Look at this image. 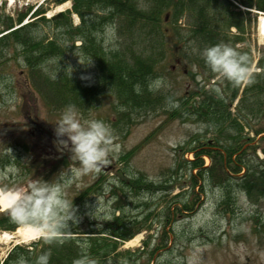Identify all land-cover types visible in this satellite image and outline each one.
Listing matches in <instances>:
<instances>
[{"label": "rangeland", "instance_id": "374dc122", "mask_svg": "<svg viewBox=\"0 0 264 264\" xmlns=\"http://www.w3.org/2000/svg\"><path fill=\"white\" fill-rule=\"evenodd\" d=\"M71 1L0 0V32L5 30L7 22L15 25L17 16L25 14L23 23L36 22L33 30L30 29L34 39H45L44 34L55 33L45 19L67 9L72 10ZM76 15H72L73 24L80 21ZM261 17L264 15L254 10L244 14V30L240 35L244 40L234 45L240 51L249 49L253 64L264 48V32L258 28ZM112 28L110 21L103 22L99 35L103 47H115L118 42L115 34L114 39L110 38V33H114ZM167 32L166 58L158 60L160 48L151 46L157 63L155 74L150 76L149 88L158 78H163L164 83L159 88H150L147 94L151 99L150 107L122 108L110 91H104L97 99L89 97V103L80 108L82 119H99L108 124L115 136L114 143L119 146L110 156V162L98 173L84 175H76L72 171L79 162L71 159L68 148L57 144L54 122L64 108L61 102L51 105L47 78L56 71L74 75L80 80L91 78L95 71L94 60L78 52V40L72 43L71 38L67 41L64 36L60 37L63 50L54 56H43L38 65L39 72L32 74L20 43L10 38L5 43L0 41V158L6 156L9 160L0 162V173L9 168L16 170L7 176L0 175V183L27 187L28 179L24 181L19 175L27 165L31 174L40 170L50 174L51 183H61L66 198L73 200L102 172L100 191L79 204L74 213L76 222L69 220L68 223L84 229L90 223L111 221L117 215L126 222L129 231L137 226H149L136 231L127 240H117L118 253H134L130 264H145L149 257L152 259L148 264H264V199L251 200L240 187L235 189L232 201L221 203L217 184H212L207 174L199 176L186 161L193 158V138H200L204 145H208L213 132H205L201 122L188 114L185 108H179L180 102H185L197 85H202L210 70L199 67L196 59H192L193 62L182 55L185 51L193 56L192 51L196 52V47H189V43L174 46L176 36L169 29ZM139 34L140 31L135 32L133 38ZM142 35L145 36V32ZM32 76H35L34 80ZM217 77L215 74V78L210 80ZM208 84L205 86L209 87ZM234 108L232 104V114ZM175 109L180 115L173 117ZM247 122L251 125L245 126L240 135L251 140L247 139L249 143L243 144L242 150L249 158L253 157L246 161L255 166L256 161H264V132L254 133L255 128L264 130V116L258 120L249 118ZM249 145L252 147L245 149ZM134 146H137L136 150L128 162H119V156ZM222 153L225 159L224 150ZM18 158L20 164L16 162ZM202 159L204 164H209L207 156L203 155ZM52 161L55 164L46 169L48 162ZM117 168L124 169L127 177L140 173L162 188L153 194L144 191L132 193L118 183ZM243 171L235 172L231 177L239 179ZM192 172L196 175L194 184L189 177ZM119 199L120 208H116V200ZM187 202L190 208L177 212L176 208L181 206L184 209L183 204ZM19 227L25 226L19 225L11 232L0 231V235L7 236L0 239V256L13 245L27 246L37 240L38 237L28 241L19 238L15 234ZM163 229L166 233L161 235ZM157 244L159 247H154ZM120 260L118 256L117 264ZM105 264L115 263L109 259Z\"/></svg>", "mask_w": 264, "mask_h": 264}, {"label": "trees", "instance_id": "16d2710c", "mask_svg": "<svg viewBox=\"0 0 264 264\" xmlns=\"http://www.w3.org/2000/svg\"><path fill=\"white\" fill-rule=\"evenodd\" d=\"M71 9L45 19L55 32L44 34L45 39L38 40L32 36L30 29L33 30L35 21L26 22L2 37V40L10 38L20 43L32 74L39 72L38 65L43 56L45 58L54 56L63 50L60 37L66 36L67 41L71 38L72 43L74 40L79 41L76 46L78 52L95 62L94 75L81 80L65 72L56 71L55 79L49 75L50 78L47 79L50 100L53 103H63L62 108L74 105L80 110L89 103L91 100L89 97L97 99L104 91H110L122 108L150 107L151 99L147 94L151 90L148 84L150 76L155 74L157 63L152 55L151 46L160 48L158 60L166 58L168 29L177 38L175 40L169 38L171 41H176L173 42L174 46L189 43V47H196V52L191 50L193 56L190 57V53L185 51L182 55H186L191 61L196 59L199 67L208 69L199 55V49L208 45L224 42L245 54L252 69L249 83L234 85L218 77L216 80H210L215 78V74L210 71L208 77H204L202 85H197L185 98L187 100L180 102L179 108H185L189 111L188 114L191 113L195 120L201 122L205 132H213L212 139H208L210 141L208 145L203 144L204 140L192 137L194 141L190 143L193 145L191 148L193 158L186 161L192 170L198 169L199 176L203 177L207 174L211 183L217 184L221 191V203L228 204L232 201L235 189L240 187H242L240 190L245 191L251 200L264 199V161H256L258 163L255 166L246 161L247 153L242 147L251 139L240 135L245 126L251 125L247 119L258 120L264 116V48L253 64L254 58L249 49L240 51L234 46L244 40L243 36H240L244 30V14H249L252 10L264 14V0H72ZM71 11L80 17L76 25L72 22ZM24 16L25 14L17 16V22L20 23ZM179 20H182V23L179 24ZM104 21H110L113 25L112 30L118 40L115 47L106 48L101 44L99 35ZM11 24V21L7 22L6 28H10ZM138 31L140 34L134 39V33ZM142 32L146 35L143 36ZM138 40L141 41L135 43ZM34 77L32 76L33 80ZM207 84L209 87L205 86ZM135 85H139V91L134 88ZM192 99L193 103H191ZM234 100L236 103H233ZM232 104L235 106L233 114ZM173 112V117L180 115L177 114L178 109ZM262 132L264 130L256 128L254 130L256 135ZM136 147L123 152L119 156V162L126 164ZM251 147L249 145L245 149ZM222 150L225 152V159ZM203 155L210 161L206 166L202 159ZM6 161H9L6 156L0 158V162ZM16 162L20 164L19 158ZM54 164V161L48 162L46 169H50ZM23 168L19 175H22L24 181L28 179L26 185L34 180L51 183L50 174L42 173L43 170L31 174L29 166L25 165ZM242 168L244 173L239 179L232 180L227 176V173L239 172ZM115 172L118 183L122 187H127L132 193L144 191L153 194L157 189L162 188L154 181H148L140 173L137 176L127 177L122 168H117ZM100 175L75 195L72 203L76 210L89 195L100 191ZM189 177L193 182L191 184L196 183V175L190 173ZM114 189L113 187L112 190ZM119 202L120 199L116 200V208H120ZM183 207L184 209L178 206L177 212L189 209V203L183 204ZM17 225L19 224L13 222L6 211H0V230H12ZM134 225L136 226L137 223ZM143 227L149 226L142 225L139 228L137 226L136 229L129 231L126 222L117 215L111 221L90 223L84 229L77 224H69L60 235L51 240L39 238L30 246L15 245L1 264H35L36 256L44 251L50 252L48 264H75L82 258L94 260L95 264H105L111 259L117 264L118 256L121 258L120 264H130V257L134 253L128 251H125L126 255L125 252L118 253L117 240H127ZM165 233L163 229L161 235ZM154 247H159V244ZM151 259L152 257H149L145 264Z\"/></svg>", "mask_w": 264, "mask_h": 264}, {"label": "clouds", "instance_id": "9594fccd", "mask_svg": "<svg viewBox=\"0 0 264 264\" xmlns=\"http://www.w3.org/2000/svg\"><path fill=\"white\" fill-rule=\"evenodd\" d=\"M110 38L114 39V33H110ZM199 55L220 79L240 85L252 78L247 56L228 43L205 46L199 49ZM50 75L55 79V72ZM163 83V78H158L150 88H159ZM134 88L139 91V85ZM54 133L57 144L68 148L71 159L79 162L72 170L76 175L98 173L119 147L108 124L99 119H82L74 105L66 106L60 113L54 122ZM15 171L9 168L0 175ZM0 211H6L13 222L28 227L36 237L46 241L60 235L69 226V220L76 222L75 206L66 198L64 186L59 182L34 180L27 187L0 183ZM49 255V251L41 252L35 264H48ZM75 264H95V261L82 258Z\"/></svg>", "mask_w": 264, "mask_h": 264}, {"label": "bare ground", "instance_id": "6f19581e", "mask_svg": "<svg viewBox=\"0 0 264 264\" xmlns=\"http://www.w3.org/2000/svg\"><path fill=\"white\" fill-rule=\"evenodd\" d=\"M262 17H261V19H260V21H259V30H260V32L261 31H263L264 32V23H262ZM234 157V156H233ZM245 159H247V160H249V161H251L252 159H253V157H251V158H249V156L248 155H246L245 156ZM204 163H205V161H203ZM207 164H204V166H206ZM193 170L195 171V173H199V171H198V169L197 168H193ZM242 170H244V168H242ZM240 172V171H239ZM195 173H193L192 172V174H194L195 175ZM243 173H244V171H243ZM242 173V174H243ZM233 174H236L235 172L234 173H227V176H229V178H231L232 180L234 179V180H237V178H233V177H231V176H233ZM241 176V175H240ZM19 238H21L22 240H32V239H35L36 238V236H35V234L28 228V227H19L17 230H16V233H15ZM5 237H7V236H5L4 234H1L0 235V239H3V238H5Z\"/></svg>", "mask_w": 264, "mask_h": 264}]
</instances>
